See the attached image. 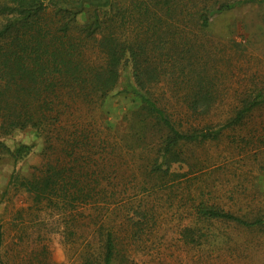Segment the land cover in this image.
<instances>
[{
	"label": "trees",
	"instance_id": "trees-1",
	"mask_svg": "<svg viewBox=\"0 0 264 264\" xmlns=\"http://www.w3.org/2000/svg\"><path fill=\"white\" fill-rule=\"evenodd\" d=\"M253 2L264 16V0H0V152L17 164L34 145L9 148L3 139L29 132L43 141L42 165L19 181L12 173L7 186L68 225L71 244L82 238L78 264L129 259L124 234L131 240L156 225V202L195 180L185 149L240 133L263 110L261 90L218 100L206 45L215 16ZM124 69L130 82L119 93L138 108L117 133L101 110ZM238 138V147L248 144ZM205 188L192 193L201 198ZM190 209L189 223L264 224V216L248 222L203 200ZM187 235V245L201 240Z\"/></svg>",
	"mask_w": 264,
	"mask_h": 264
},
{
	"label": "rangeland",
	"instance_id": "rangeland-1",
	"mask_svg": "<svg viewBox=\"0 0 264 264\" xmlns=\"http://www.w3.org/2000/svg\"><path fill=\"white\" fill-rule=\"evenodd\" d=\"M262 11L263 5L253 2L215 16L210 23L206 45L213 50L212 63L218 70V100L238 99L241 92L264 93ZM129 82L124 69L101 110L104 125L113 132H123L125 117L138 108L135 98L119 93ZM240 133L248 142L242 147L236 142ZM240 133L225 132L218 142L185 149L196 164L190 170L197 174L191 176L195 180L184 183V191L171 199L156 202L161 206L156 225L149 222L131 240L124 234L122 250L129 259L120 258L113 264H264V224L189 223L191 217H187V213L195 214L190 208L200 200L248 222L264 216V108ZM3 142L9 148L19 142L34 147L17 164L0 152V264H78L73 252L82 238L71 244L68 225L53 213L35 210L29 196L14 183L7 186L12 173L19 181L31 177L42 165L43 141L34 140L29 132H15ZM187 170L184 166L181 171ZM202 185L206 188L199 198L192 190ZM185 232L187 238L201 240L187 245L181 238ZM96 245L89 243L92 248Z\"/></svg>",
	"mask_w": 264,
	"mask_h": 264
}]
</instances>
